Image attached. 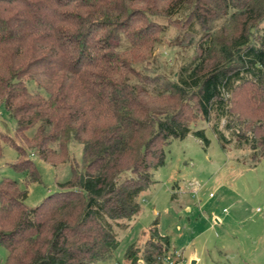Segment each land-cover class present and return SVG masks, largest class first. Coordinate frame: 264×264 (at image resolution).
I'll use <instances>...</instances> for the list:
<instances>
[{"label":"trees","instance_id":"obj_1","mask_svg":"<svg viewBox=\"0 0 264 264\" xmlns=\"http://www.w3.org/2000/svg\"><path fill=\"white\" fill-rule=\"evenodd\" d=\"M167 25L194 47L172 74L142 66ZM0 105L31 154L72 169L34 206L17 179H0L2 264L110 259L114 227L138 212L169 140L208 144L191 128L197 120L223 150L233 141L253 161L264 155V0H0ZM71 141L82 145L80 166ZM14 147L13 167L26 184L37 180L33 159ZM168 250L151 230L141 250L129 246L127 264L139 253L141 264H162Z\"/></svg>","mask_w":264,"mask_h":264},{"label":"rangeland","instance_id":"obj_2","mask_svg":"<svg viewBox=\"0 0 264 264\" xmlns=\"http://www.w3.org/2000/svg\"><path fill=\"white\" fill-rule=\"evenodd\" d=\"M162 22L166 25L165 19ZM176 35L173 25L165 26L142 66L172 74L186 65L194 47L178 44ZM191 128L204 129L208 144L191 134L169 140L164 163L151 170L153 181L138 196V212L114 227L119 242L112 257L95 264H127L129 246L141 250L151 230L169 240L162 264H264V155L253 161L251 151L235 149L233 141L223 150L209 123L201 119ZM14 131L9 105H0V179H17L26 189L24 201L34 206L71 178V164L68 159L54 163L31 154L25 138ZM25 134L30 137L33 130ZM16 144L33 159L37 180L26 184L27 171L13 167L19 158ZM68 152L80 166L82 145L71 141ZM189 181L197 184L191 186ZM6 255L0 243V264ZM138 258L141 264L140 253Z\"/></svg>","mask_w":264,"mask_h":264},{"label":"built area","instance_id":"obj_3","mask_svg":"<svg viewBox=\"0 0 264 264\" xmlns=\"http://www.w3.org/2000/svg\"><path fill=\"white\" fill-rule=\"evenodd\" d=\"M189 184L191 185V186H194V185H196L197 184V182L196 181H189ZM193 190H194V188H193Z\"/></svg>","mask_w":264,"mask_h":264},{"label":"crops","instance_id":"obj_4","mask_svg":"<svg viewBox=\"0 0 264 264\" xmlns=\"http://www.w3.org/2000/svg\"><path fill=\"white\" fill-rule=\"evenodd\" d=\"M177 185V184H176ZM177 188H178V185H177Z\"/></svg>","mask_w":264,"mask_h":264}]
</instances>
